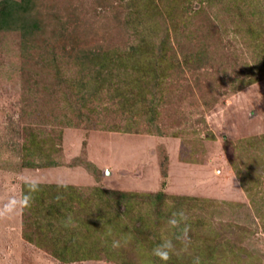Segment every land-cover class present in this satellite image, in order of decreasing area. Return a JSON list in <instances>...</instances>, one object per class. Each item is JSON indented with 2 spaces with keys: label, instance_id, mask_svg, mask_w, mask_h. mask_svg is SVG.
<instances>
[{
  "label": "rangeland",
  "instance_id": "1",
  "mask_svg": "<svg viewBox=\"0 0 264 264\" xmlns=\"http://www.w3.org/2000/svg\"><path fill=\"white\" fill-rule=\"evenodd\" d=\"M234 2L35 0L32 17L42 29L25 49L19 33H0V208L11 197L20 199L33 179L75 187L97 204L89 189L99 185L153 193L165 168V193L189 197L183 212L198 227L191 225V233L200 237L178 241L173 252L181 251L189 264L198 257L196 246H218L226 258L217 264H264V0H246L253 10L244 14ZM164 35L166 53L160 56L155 46ZM201 48L208 49V58L199 68L193 55ZM80 50L116 51L119 59L133 54L128 61L140 70L119 72L108 83L102 81L105 70L95 78L98 60H83ZM153 65L151 72L142 69ZM96 80L102 99L87 107L98 105L100 115L89 124L72 113L69 97ZM154 94L161 135L140 121ZM126 125H133L130 132H124ZM43 157L58 166L5 165ZM76 161L93 163L100 180L73 166ZM23 211L0 215V264L134 260L135 242L122 243L119 233L111 235L116 260L105 251L97 258L59 260L52 242L40 245L42 232L22 225ZM138 212H149L148 204L135 207L132 216ZM154 213L146 218L152 222L147 232L165 239L170 226L156 224ZM29 230L35 233L31 240ZM91 250L87 245L83 253Z\"/></svg>",
  "mask_w": 264,
  "mask_h": 264
},
{
  "label": "trees",
  "instance_id": "2",
  "mask_svg": "<svg viewBox=\"0 0 264 264\" xmlns=\"http://www.w3.org/2000/svg\"><path fill=\"white\" fill-rule=\"evenodd\" d=\"M34 2L35 0H0V33H19L24 49L27 47V43L31 37L42 29V22L32 17ZM234 3L241 14H244L247 8H249L248 10L250 11L253 10V6H250V4L246 5V0H235ZM166 38L167 36L165 35L161 37L159 43L155 46L157 54L159 55L166 53V49H164V47H166ZM136 50L135 47L131 48L132 53H137ZM207 50L201 48L193 55V59L195 58V61L200 64L199 68L208 58ZM77 54L85 61L98 60L97 64H99V70L96 71L95 78H102V71L105 70L108 73L106 72L102 81H107L108 83H110L112 77H115V74L118 76L119 72L128 69L134 71L140 70L136 62L130 63V61H128L133 54H126L125 56L127 57H125V59H119L116 51L108 52L100 50V53H95L91 50H80ZM110 54H113V56H115L113 58L115 59L110 60ZM52 56V62L56 63V57L53 53ZM42 65L45 66L44 63H42ZM154 67L153 65L152 69L148 67H143L142 69L150 70L149 72H151L153 69L155 70ZM153 78L156 79V76H153ZM99 83L100 82L96 80V84L93 87H83L85 90H80L79 88L76 94H71L69 97V100L73 103L72 113L75 114L77 119H85L89 124L95 122L94 120H97L100 115V112L96 109L98 105L87 107L91 102H98L102 99L101 93L98 90L100 88ZM154 85L157 86L156 81ZM152 97L153 98L149 100L148 113L144 116L145 119L140 116V121H146L151 130L161 135L162 131H160L156 125L155 101L157 98L155 94ZM67 123L69 126L75 127L74 124H70V122ZM132 126L133 125H126L123 129L124 132H130ZM34 135L35 134L31 135V137L34 138ZM31 142H34V145L37 146L35 139L31 140ZM38 159L40 160L37 161ZM38 159L36 161H27L23 159L19 163H5V165L7 167L13 166L14 169H44L58 166L57 162L52 160V158L43 157V159ZM77 165L83 166L96 180H100L101 171L93 163L87 161H85V163L78 161L74 162L73 166ZM166 177V169L162 168L160 189L153 193H128L103 187L102 185L89 189L92 194L91 196H93L92 199H97L99 201L98 204L91 203L88 198L89 196L86 197L82 190L76 189L75 187L57 184H39V191L31 192L27 184H24L22 196L24 194H30L32 199L30 200L29 206L23 208L22 225L26 226L25 224L28 223L29 226L34 227L36 231L39 230V232H42V236L40 237V243L42 244H39L41 246H46L44 243L45 241L47 243L52 242V253L59 260L65 262L74 259L78 260V258H97L102 251L107 253L109 259L116 260L119 254L116 250L112 252L113 254L111 253V235L113 233H119L122 243L130 239L136 244L134 248L135 253H133L134 260L122 261L120 264H187L185 263L186 261L183 260L184 255H182L181 251L177 253L172 252L169 260L166 262L161 261L151 254L152 249L156 245L162 244L167 240H172L173 244L176 245L178 241L190 242L191 239L196 240L200 238L196 233H191L192 229L198 228L192 225V221L194 220L191 218L183 220L176 226L169 224V220L173 218L174 212L183 211V206L186 205L185 200L189 197L170 198L164 191ZM168 199H172L173 202H167ZM143 202L148 204L149 212L142 213L143 216H139V212L138 215L132 216L135 207L141 206ZM151 211L155 212L156 224L160 220H163V222H167L170 226L166 230L167 236L165 239L161 237V234L147 232L150 225H152V222L146 220V218L150 216ZM130 215L132 219H130L129 224H127V217H130ZM144 215L145 218L143 219L142 217H144ZM69 217L71 218V223L65 226ZM175 218L180 219V217ZM135 223L139 224V227H136ZM185 229L187 230L186 236L184 234ZM34 234L32 230H29L26 233V238L31 240ZM143 235L145 236L140 238ZM137 238H139L140 241ZM32 242L33 241H30V243ZM87 245L92 246L94 251L91 250L88 251L89 254H84L83 252ZM195 249L197 250L198 257L190 261L189 264H194L196 260L199 261V264H211L213 261L214 264H217L225 257L224 253L220 250L221 247L218 246H214L213 248L208 246H196ZM172 255H176V257Z\"/></svg>",
  "mask_w": 264,
  "mask_h": 264
},
{
  "label": "clouds",
  "instance_id": "3",
  "mask_svg": "<svg viewBox=\"0 0 264 264\" xmlns=\"http://www.w3.org/2000/svg\"><path fill=\"white\" fill-rule=\"evenodd\" d=\"M27 187L30 189L31 192H37L39 191V182L35 179L28 181ZM32 199V196L30 194H24L20 199H17L16 197H11L9 200L3 205L2 208H0V215L8 216V215H14L17 211L23 210V208L29 206L30 200ZM175 217H180V219H176ZM185 214L183 211L174 212L173 218L169 220V224L172 226H176L180 224L183 220H185ZM71 223V218L69 217L67 223L65 226ZM185 236L187 235V230L185 229ZM120 242L114 241L113 247H119ZM175 249V245L173 244L172 240H167L162 244L156 245L152 249V255L154 257L159 258L161 261H168L170 258V255ZM194 264H199V261L196 260Z\"/></svg>",
  "mask_w": 264,
  "mask_h": 264
}]
</instances>
